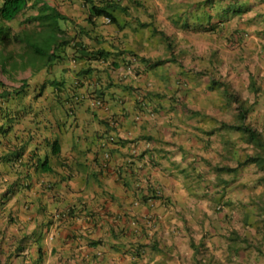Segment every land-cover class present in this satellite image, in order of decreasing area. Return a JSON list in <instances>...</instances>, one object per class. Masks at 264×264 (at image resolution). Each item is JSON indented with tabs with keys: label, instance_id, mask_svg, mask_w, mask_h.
I'll return each mask as SVG.
<instances>
[{
	"label": "crops",
	"instance_id": "0c3cea01",
	"mask_svg": "<svg viewBox=\"0 0 264 264\" xmlns=\"http://www.w3.org/2000/svg\"><path fill=\"white\" fill-rule=\"evenodd\" d=\"M50 1L84 49L50 70L62 92L0 133V264H196L202 240V264H264V165L243 164L256 148L223 98L246 101L244 126L264 135V0L235 15L230 0H122L113 29L88 22L85 0Z\"/></svg>",
	"mask_w": 264,
	"mask_h": 264
},
{
	"label": "trees",
	"instance_id": "16d2710c",
	"mask_svg": "<svg viewBox=\"0 0 264 264\" xmlns=\"http://www.w3.org/2000/svg\"><path fill=\"white\" fill-rule=\"evenodd\" d=\"M41 1V0H40ZM121 1V0H120ZM119 0H89L90 4V16L88 21L92 22L96 18L100 17H109L111 18L112 22L116 21V13L118 11H121L123 8L121 5V2ZM222 0H220L221 2ZM242 0H230V3L233 5L229 7V12H233L234 15L240 11V9H237L236 7H241ZM205 3H210V0H207ZM31 2L30 0H3V4L0 6V72L6 76L11 81H16L15 79V72L18 71H25L26 70V64L28 66L29 63H26L25 60L28 58H31L28 62L31 60H34V57H40L41 60L39 62L40 68L38 69L39 72L42 70L45 73L50 74V68L52 66H55L59 63H61L64 59V51L65 49L72 43H75L76 46H79L78 49L82 50L84 47H81V44L76 41V37H72L71 39L62 38L60 39L58 37V34L62 32V30L59 27L58 21L59 19L65 20L66 17L63 15H60L55 8L51 7L47 3H44L42 6L39 7L40 10L46 9L48 10L57 21H53L52 23H47L48 21H52L54 19L50 18L47 15H38L37 17H33L34 20L36 18L40 21V24L42 25V30L44 31H38L37 33H28L25 34L23 37L22 35H17L14 39V36H11L8 32V29L5 27V22H12L15 20L22 12H24L27 8H29ZM39 4V3H37ZM37 6V5H34ZM34 6L32 8H34ZM236 6V7H235ZM43 7V8H42ZM221 9V8H220ZM239 10V11H238ZM242 12V10L240 11ZM223 16V15H222ZM224 18L227 19L229 16L224 14ZM17 43H20L23 45V51L21 53H12L9 52L6 53L7 50L12 46L16 45ZM83 51V50H82ZM85 56L87 59H94L98 57L99 55H102L103 53H98L97 51L90 52L85 50ZM15 55L21 58L22 63L19 64L17 60H15ZM94 55V56H93ZM28 56V57H27ZM27 57V58H26ZM145 60V59H143ZM165 62V60L161 59L158 61H154L155 65H161ZM89 71V70H87ZM14 72V73H13ZM66 84L65 80H56L54 77H46L45 82L40 86L38 93L35 95V99L39 98L45 89L49 86H56L59 88V90L62 92L64 85ZM222 86H226V83L221 82ZM221 86V88H222ZM29 88V83L23 81V84L16 88L11 87L2 80H0V112H5V107L2 105L3 100L7 98V96L14 92L15 94H20L17 98L18 102H22L25 97H23L25 94H27V91ZM36 92H37V86H36ZM23 93V95H22ZM233 98L234 103H237L239 105V118L241 121V125H234L233 128L236 130L244 131L246 136L248 135L250 142L252 145L256 148L255 154L249 157L243 164H257V165H264V135L259 132L258 130L247 127L245 124V119L248 115L249 109L246 107L247 102L243 101L238 96H235L234 94L231 95ZM103 102V100L101 101ZM252 109V107H251ZM55 146V145H54ZM55 150V149H54ZM53 150V153L55 151ZM49 163L48 159H44L41 167L47 166ZM260 182H264V177L261 179ZM151 193L154 195L158 193V190L153 189L150 190ZM156 199H161V196H155ZM233 237L232 240H234ZM98 244V243H96ZM154 249L156 251L158 248L153 245ZM191 247L194 251V258L196 261V264H202L205 263L206 260V252L209 251V248L206 246L204 240L201 242H195L191 241Z\"/></svg>",
	"mask_w": 264,
	"mask_h": 264
},
{
	"label": "rangeland",
	"instance_id": "374dc122",
	"mask_svg": "<svg viewBox=\"0 0 264 264\" xmlns=\"http://www.w3.org/2000/svg\"><path fill=\"white\" fill-rule=\"evenodd\" d=\"M3 4V0H0V6ZM58 6V5H57ZM60 8H63V6H59ZM34 12L35 11H33V9H30V10H28L25 14L24 13H21L18 17H17V19L15 20V21H13V22H11V23H9V24H7V25H5L6 26V28H10L11 29V31L13 32V33H17V32H21V31H23L24 29H23V23H24V21H25V19H27L28 17H30V16H33V15H35L34 14ZM32 13V14H31ZM198 15H199V13H198ZM60 20V24H62V27H64L65 28V26H64V23L66 22L65 20H63V19H59ZM97 21L100 23V25L103 23V21H104V17H98L97 18ZM27 28H29V29H33V30H36L37 29V27L35 26V24H33V25H31V24H28V26H26ZM113 27L114 26H112V25H110L108 28H110V29H113ZM63 37H68L69 39H71L74 35H70V34H68V31H66V33H64L63 35H62ZM160 38H161V36H160ZM215 41V40H214ZM171 42H172V50H171V47H169L168 46V50L166 51V52H170L169 53V57L171 58L172 57V54H173V51L174 50H176V49H178V52L179 51H182V48H179V46H178V42L176 41V40H174V38H172V40H171ZM217 44H219L217 41H215ZM198 51H202V54L203 55H205V54H208L209 52H211L210 54H212L213 53V49H210L209 47L207 48V49H205V48H203V49H197ZM23 51V46L22 45H12L8 50H7V54L9 53V52H12V53H21ZM194 51H196V50H194ZM213 55H214V53H213ZM217 55L218 56H223V57H225V56H227V52H226V50H224V49H222V48H220V50L218 51V53H217ZM16 57H15V60H17V62L19 63V64H21V62H22V60H21V58L20 57H18L17 55H15ZM28 57V56H27ZM26 57V58H27ZM212 57V56H211ZM203 58V60L205 59L204 57H202ZM31 58H28V59H26L25 60V62L26 61H29ZM212 59L214 60V57H212ZM39 60H41V58L39 59ZM40 64H39V61L38 60H36V61H34L33 62V65L31 66V67H28L27 66V64H26V70L25 71H18V72H13L14 73V75H15V79H16V81H12L11 82V80H9V79H7L6 78V76H4L1 72H0V79L2 80V81H5L9 86L11 85V87H20L22 84H23V81H25V82H27V83H29V88L34 92V89L35 88H33V86H36L37 85V83L38 82H41L44 78H46V74L45 73H42V74H35V73H33V71L35 70L34 69V67H36V66H39ZM70 65V64H69ZM167 65H169V64H167V63H163V64H161V65H159L160 66V68L161 69H163V70H167L168 69V66ZM219 66L221 67V66H223V67H221L220 68V73H221V71H223L224 73H226V64H223L222 63V61L220 60V62H219ZM59 69V68H58ZM56 74H58V70H54V73L52 74V75H54V76H56ZM184 76H187V77H190V73L188 72V71H186L185 73H184ZM49 77H51L50 76V74H49ZM172 82V84L174 83V81H171ZM219 83V82H218ZM228 90H227V96H225V97H223L224 98V100H226L228 103L230 102V100H233L232 98V92L230 93V91H229V89L230 88H227ZM224 90V89H223ZM226 90V89H225ZM27 91V90H26ZM32 91H30V94H29V97H28V101L29 102H31V103H29L28 105H26V102H24V101H22V102H17V98L16 97H18L20 94L18 93V94H15L14 92H11L8 96H7V98H5L4 100H3V106H5V115L7 116V125H6V129L8 130V131H10L12 128H13V126L14 125H18L17 123L18 122H20V118H22V116L25 114V112H27V114L29 113V112H36V110H35V103H34V101H35V98H33V92ZM28 92V91H27ZM22 95H23V93H22ZM24 97V96H23ZM235 115H236V117H237V121H239L240 123H241V121H240V118H239V113L237 114V113H234ZM4 115V114H3ZM19 116V117H18ZM6 118V117H5ZM245 122V121H244ZM3 123V122H2ZM15 123V124H14ZM246 123V122H245ZM223 128H224V130L225 131H229L230 129H232V126L229 124V125H225V126H223ZM0 133H1V130H0ZM248 136V135H247ZM7 140L9 141V138H7ZM23 166L24 167H26L27 166V164H26V162L23 164ZM161 228V227H160ZM183 232V231H182ZM171 238L172 239H174L175 238V234H172L171 235ZM184 238H182V239H180V242L183 240ZM161 243H162V240L160 241Z\"/></svg>",
	"mask_w": 264,
	"mask_h": 264
},
{
	"label": "clouds",
	"instance_id": "9594fccd",
	"mask_svg": "<svg viewBox=\"0 0 264 264\" xmlns=\"http://www.w3.org/2000/svg\"><path fill=\"white\" fill-rule=\"evenodd\" d=\"M87 1H89V0H85V2H87ZM120 1V0H119ZM122 1V0H121ZM120 1V2H121ZM30 2H31V4H30V6H29V8H27L24 12H22V13H26L28 10H30V9H33V11H35L34 12V14L35 15H33V16H30V17H28L27 19H25V21H24V23H23V31H21V32H17V33H13L12 31H11V29L10 28H7L8 29V32L10 33V35L11 36H14V39H15V37L17 36V35H22L23 37L25 36V34H28L29 32L30 33H37L38 31H41L42 30V25L40 24V21L36 18V20H34L33 19V17H37L38 15H40L41 17H42V15H47V16H49L50 18H52V19H54V20H50V21H48L47 20V23H52L53 21H57V19H55V17H53V15L48 11V10H46V9H42V10H40L39 9V7L40 6H42L44 3H47L48 5H50V0H30ZM37 3H39V4H37ZM87 4H88V7L90 8V4H89V2H87ZM34 5H37V6H34ZM34 6V8H32ZM51 6V5H50ZM52 7V6H51ZM43 8V7H42ZM56 8V7H55ZM32 14V13H31ZM64 16V15H63ZM89 16L90 15H88V18H89ZM66 17V16H65ZM17 19V18H16ZM15 19V20H16ZM15 20H13V21H15ZM104 20H105V23H107V24H111L112 25V20H111V18H109V17H104ZM12 21V22H13ZM65 23H64V26H65V28L64 27H62V24H60V20L58 21V24H59V27H60V29L62 30V32H60L59 34H58V37L60 38V39H62V38H67L68 39V37H63L62 35L64 34V33H66V30H67V27H68V25H67V17H66V19H65ZM89 22V21H88ZM9 23H11V22H5L4 23V25H7V24H9ZM28 24H31V25H33V24H35V26L37 27V29L36 30H33V29H29V28H27L26 26H28ZM6 27V26H5ZM42 31H44V30H42ZM16 45H22V44H20V43H17ZM72 44H70L65 50H67L70 46H71ZM23 46V45H22ZM40 57H34V60H31L30 62H28V61H26V63H29L28 64V67H31L32 65H33V62L34 61H36V60H38L39 62H40ZM131 61L135 64L136 63V61H137V57H132V59H131ZM69 62H70V60L68 59V60H65V62H64V60L61 62V63H59V64H57V65H55V66H52V67H57V66H65V65H68L69 64ZM22 63V62H21ZM52 67L50 68V70H52ZM40 68V65L39 66H36V67H34V71H33V73H37V74H42V73H45L43 70L41 71V72H39L38 71V69ZM27 69V68H26ZM46 74V77H48V73H45ZM50 76L51 77H56V76H54V75H52V74H50ZM7 78V77H6ZM8 79V78H7ZM1 80V79H0ZM3 82H5V81H3ZM12 82V81H11ZM5 84H7L6 82H5ZM43 83H42V81L41 82H38L37 83V90L39 91V88H40V86L42 85ZM76 84H78V82H76ZM8 85V84H7ZM11 86V85H10ZM36 86H33V88H35L34 89V92L30 89V88H28V92H27V94H25L24 95V102H26V105H28L29 103H31V102H29L28 101V97H29V94H30V91H32L33 92V98L35 97V95L37 94V92H36ZM54 86V85H53ZM16 88H18V87H16ZM17 100V99H16ZM35 101H36V99H35ZM35 101H34V103H35ZM97 101H102L101 99H99V98H95L94 99V104H95V106L96 107H101L102 105H103V103H102V105H100V106H97L96 105V102ZM18 102V101H17ZM5 107V106H4ZM26 113L27 112H25V114H24V116H26ZM4 114V115H3ZM6 117V118H5ZM19 117V116H18ZM22 118H24V117H22ZM3 122V123H2ZM15 124V123H14ZM6 125H7V116L5 115V112H3V113H1L0 112V130H1V133H5V131H7L8 132V130L6 129ZM116 142V138H115V136H109V137H107L106 138V140L102 143V147L103 148H106L109 144H114ZM108 144V145H107ZM130 155L128 156V158H127V163L128 164H131V163H133V162H135V160H137V158H136V156L138 155V153H137V146L136 145H133V143H130ZM104 151V154H103V160H101V163H99V165L102 167V168H106V167H108L109 166V164H110V160H111V150L109 149V148H106V149H104L103 150ZM157 194H159V193H157ZM154 195V194H153ZM155 196H157V195H155ZM154 196V197H155ZM158 196H161V195H158ZM64 215H66L67 216V213H65ZM58 216H60V214H58Z\"/></svg>",
	"mask_w": 264,
	"mask_h": 264
},
{
	"label": "built area",
	"instance_id": "2783aa9c",
	"mask_svg": "<svg viewBox=\"0 0 264 264\" xmlns=\"http://www.w3.org/2000/svg\"><path fill=\"white\" fill-rule=\"evenodd\" d=\"M96 105H97V106H100V105H102V103H101L100 101H97V102H96Z\"/></svg>",
	"mask_w": 264,
	"mask_h": 264
}]
</instances>
